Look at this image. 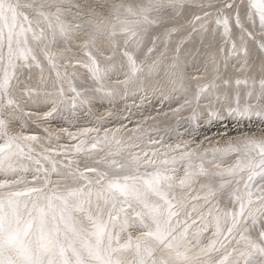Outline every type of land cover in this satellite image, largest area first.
<instances>
[{"label": "snow or ice", "instance_id": "1", "mask_svg": "<svg viewBox=\"0 0 264 264\" xmlns=\"http://www.w3.org/2000/svg\"><path fill=\"white\" fill-rule=\"evenodd\" d=\"M177 7H182L177 0L100 5L108 13L105 16L96 8H82L66 0H0V173L15 177L0 181V264H264V136H245L224 148H213L210 163L218 170L206 168L203 159L195 164L197 154L189 151L170 160L133 155L104 161V170L79 171L69 165L62 171L51 156L42 157L50 168L35 158V149L25 143L36 140L35 136L21 137L9 131L10 121L20 110L18 94L23 90L30 99L35 94L21 77L26 69L40 67L37 51L57 68L58 58L77 56L73 49L77 42L82 45L87 60L77 63L88 69L96 87L82 91L72 87L76 97L89 91L103 92L106 81L118 71L124 72L125 84L135 83L145 68L129 49L146 47V38L164 25L165 12ZM235 7L231 19L242 32L254 38L245 28L247 22L258 25L264 34V0H247L243 20L241 5ZM216 16V24L223 25L224 34L230 35V17L223 9ZM175 30L166 29L165 35ZM200 30H207L206 23ZM157 39L152 37L148 53ZM259 47L264 50V41ZM93 48L101 55L109 53L106 66L92 54ZM121 48L126 63L118 64L114 58ZM247 54L245 48V57ZM162 55L167 56V52ZM209 57L218 73L215 55ZM157 67L156 61L148 65L147 74ZM241 67H248L247 59ZM163 71L170 83L186 87L187 65L178 48L163 64ZM249 71L258 74L259 91L249 89L243 98L239 92L231 101L227 95L221 97L215 81L196 86L195 101L208 99L209 120L219 116L212 103L223 99L228 115L248 120L255 116L264 124V60L250 66ZM248 82L236 81L238 85ZM256 82L253 77V85ZM44 96H55L50 100L52 112L68 104L62 87L58 93L45 92ZM86 102L80 100L81 104ZM189 103L185 98V104ZM71 107H76L75 98ZM196 118L193 110L189 119ZM256 130L264 133V127ZM104 139L108 140L107 134ZM82 150L76 147L77 152ZM108 154L117 156L119 149ZM225 156L234 158L235 163L220 169ZM25 161L38 165L34 171L43 178L35 175L31 184L25 180L20 175L29 171ZM184 162V176L177 180L176 166ZM50 175L59 179L51 180ZM197 183L201 190L192 195ZM224 197L228 205L221 207ZM207 232L212 235H205Z\"/></svg>", "mask_w": 264, "mask_h": 264}, {"label": "rangeland", "instance_id": "2", "mask_svg": "<svg viewBox=\"0 0 264 264\" xmlns=\"http://www.w3.org/2000/svg\"><path fill=\"white\" fill-rule=\"evenodd\" d=\"M190 1L193 4L195 3L199 5L194 7V11L189 10L191 4L183 7L182 17L179 19V22H176V24H178V26L180 24L187 25L179 28L177 31L178 33H184L193 27L194 24L192 23V20L196 13L204 11V9L219 8L223 5V3L218 4L217 0H189L186 2ZM209 1H213V3L209 4L213 6L211 8H208L206 6V2ZM117 2L118 0H69L67 3L79 4L82 8H96L97 11L101 12L103 15H106L108 13L104 11V9L100 8V5H111ZM166 16L167 15L164 14V24L170 23L174 20L171 18H167ZM248 27L249 29H252L251 26L248 25ZM160 29L161 27L152 32V37H154V35L159 32ZM236 33L237 31H235L234 33L231 32L229 36L234 37ZM152 37L148 39L146 47L152 46ZM166 41L167 40L163 41L164 43L162 42V44L158 48V52L160 54L164 52ZM168 42H170V40ZM222 43H224V41L218 43L217 48H219ZM189 44L191 43L184 42L182 44V48L185 49V47H187ZM169 45L173 46L175 45V43H169ZM129 50L131 51V48ZM120 51H122V48L120 49ZM138 52L141 53L142 51ZM164 59L167 61V56H164ZM57 63L59 65L58 67H61L64 64V60L58 58ZM57 68L52 67V69ZM194 69H199V67L192 66L188 68L190 74ZM25 71L26 73L24 72L25 74H23L25 76L24 85L28 84V77L30 76L29 72H27V70ZM222 71L224 72V74L219 78L216 77L217 75H213L212 73L208 74L207 77L210 79V81L221 83V81H223L226 78V75L229 73V69L223 70V68H221L218 72L221 73ZM204 73L206 72H203L202 74ZM142 78L144 86L139 87V89L133 96H124L121 98V100H108L107 98L110 95L107 94L99 95L97 97H88V92H84L82 99L86 100L87 102L78 104L75 108H72L71 103H69L68 97L70 98L71 95L75 96V93L72 92L70 88V90L68 91L70 93H67V91L64 93V98L68 102L67 106H58L57 111L49 116L34 115L35 110L30 106L20 107V110L17 111L15 122L18 125V130H20L21 132L9 131L14 135L24 137L26 136L23 135L24 132L25 134H27L33 132L34 130H39L36 132L42 133L43 130H46V127L51 125V129H53L54 127H58V135L60 136V138H64V132L66 131V128L72 127L75 129V133L70 137L71 141H66L65 144H70L69 142H74L75 140L81 138L80 136L86 134L85 141L88 142V146L80 152H70L69 150H67L69 148H66L65 150L58 148L54 149V151L46 152L44 146L38 143H32L31 141L25 142L26 144H30L31 147L35 149L34 156L36 159L40 160L41 165L50 168L51 165L47 164L42 157L51 156L53 159L59 162L58 166L62 171L66 170L65 166L69 165L72 169H79V171H84L86 168H96L98 170H104V161L107 160L99 156V154L105 150L106 146L105 144H103V142H101V138L103 139L105 137V134L108 135L110 133L119 135V141L120 143L122 142V145L119 148V155L112 156L114 157L113 159H121L139 154L141 159H148L149 157V159L157 160L158 157L162 158L158 159L157 161L168 159L167 157H169L170 160L173 156H177V158H179V156H182L185 151L189 152L193 150L192 152H194V149H197V151L195 152L202 153L204 155L205 150H208L206 155H209L211 153L213 154V148H224L230 142L235 143L236 141L242 140L245 136H255L257 138L264 136V133L256 130L257 128L264 127V124L261 123L260 118L253 116L251 120L243 118L237 119L233 116L228 115L226 111L227 105L224 104L223 99H221L220 102L214 101L211 105V107L219 110V116H214L211 118V120H209L206 112L204 115H202V112L200 115L197 112V118L195 120H190L189 117H191L193 110H195V103L193 102V104L190 105L185 104V98H187L189 101H193L185 90L179 87L177 88L175 87V85L170 83L164 73L158 72L149 75H142ZM67 80L76 81V77L69 74ZM186 82H188V85H191L192 80H188ZM91 84L92 82L89 83L88 87V85H86L84 81L77 80V82H73L72 86L75 87L77 91H82L85 88H90L92 86ZM123 84H125V80ZM242 84L243 83L239 85L236 83L233 86L227 85L228 90L225 88L221 92H218L217 90L216 91L218 95H221V97L227 95L229 99L231 98V96L234 97L236 92H239L241 97L243 98L245 93L249 89H251V86L245 88L242 86ZM50 105V101L42 102L41 104L36 105L35 108L43 111L44 109L49 108ZM136 118H146V120H144V122L142 124H139L138 126L142 128V130H145L144 127L148 126L149 123V126L154 123L152 122L154 120H156L155 122L159 123L164 119H168L170 120L172 127L168 128L165 132L162 133L161 130H159L158 137L156 136V134L153 135L152 133L151 135H145V137L149 136L148 138H150V140L146 139L145 137V139L138 138L137 140V136L133 137V133L139 135L141 134V131L140 129L139 131L136 129V125L138 124L137 120H135ZM129 134L132 135L128 136ZM126 135L130 138L133 137L131 139L135 140H130L132 141L131 146L124 144V137H126ZM154 136H156V138ZM157 139L158 141H160L159 147L161 148H158V146L154 147L155 149L152 146V148L150 147L151 149L148 148L146 144L150 143L151 140L157 141ZM62 140L64 141L65 139ZM145 140H148L150 142L147 141L146 144H143L144 142H146ZM175 141L179 142V144L181 143L183 145H187V149L183 145H181V149L173 146V148L175 147L176 149H173L175 151L170 152V150H172L170 149L172 148V146H170V148L167 146L168 144H170L169 142L174 143ZM94 143L96 144L95 148L92 147ZM159 150L161 151V153ZM180 150L184 153H181ZM158 152L159 154H163L164 156H159ZM145 153H147L146 157L144 155ZM153 153H155V156L153 155ZM166 153L168 155H166ZM88 175L91 176L93 174L88 173ZM55 177V175H50L51 180H53Z\"/></svg>", "mask_w": 264, "mask_h": 264}, {"label": "bare ground", "instance_id": "3", "mask_svg": "<svg viewBox=\"0 0 264 264\" xmlns=\"http://www.w3.org/2000/svg\"><path fill=\"white\" fill-rule=\"evenodd\" d=\"M69 0H66V3ZM189 0H177V3L182 5V7H177L176 9H170L168 11L165 12V14L167 15V18H171L174 19L172 22L170 23H166L164 24L161 29L159 30V32H157L154 37H157V41H156V46L153 49V51L151 53H148V47H142V50H136V49H131V51L133 52V54L136 56L137 58V63L138 64H142L145 68V73L143 75H149L147 74V66L151 65L154 61L157 62V70L154 73H164L163 71V64L168 62V60H170L172 57H174L176 55V49H179V56L181 58L182 61L185 62V64L187 65V71L185 73L184 76V83L186 85V87L183 89L187 92V94H189L190 98L193 100L191 101L190 104H193V102L195 103L194 108L196 110V112H198V114L200 115L202 112V115L205 114V112L207 111L208 107H209V103H208V99H201L199 103H197L194 99L195 96V92H196V86L198 84H208L210 81V79L207 77L208 74H213V75H217L218 77H221L224 72L222 71L221 73L218 72L216 70H214L213 64L210 60L209 54H214L215 55V63L218 66V69L220 70L221 68H223V70L225 69H229V73L226 75V78L224 80H228L229 83L227 85H235L236 81L239 79L241 81L248 79V84H242L243 87L247 88L251 86V89L258 92L259 91V76L257 73L250 71L249 72V67L252 65H256L258 66L260 64V62L262 60H264V50H261V48L259 47V42L264 41V34L261 33L258 25H249L247 22H245V28L247 31H251L254 35L253 37H249L246 32H242L235 24L234 19H231L234 16V13L236 12V7L235 5L239 4L241 5L240 7V12H241V19H244V4L247 3V0H217L218 4H222V6H220L219 8H211V9H204V11L198 12L195 14V16H199L200 19L196 20L193 17L192 23L194 24L193 27L190 30H187L184 33H178V29L181 28L184 25L187 24H180L178 26V24H176V22H179L180 18L182 17V9L184 6L186 5H190V11H194V7L198 6L199 4H193L190 2H186ZM147 0H118L117 3H124V4H131V5H137V4H141V3H146ZM213 3V1H209L206 2V6ZM228 3H232L234 5L233 8L231 9H225V5ZM223 9L225 14L228 15L230 17V34L231 32H235L237 31V33L234 35V37H230L229 35L226 36L224 34V28L223 25H217L216 24V14L219 10ZM173 10V11H172ZM210 12L211 15L205 17L203 15L204 12ZM99 12V11H98ZM101 13V12H100ZM108 14H106L105 16H107ZM206 23V31H201V25H204ZM249 26L252 27V29H249ZM170 28H174L176 29L175 31L171 32L169 35H165V30L166 29H170ZM239 30V31H238ZM152 35L148 36L145 40V44L147 43L148 39L151 38ZM167 40L165 43V48H164V52H162L161 54L158 52V48L159 46L162 44L163 41ZM170 40V42H168ZM224 41V43H222L220 45L219 48H217V44L220 42ZM168 42V43H167ZM184 42H189L191 44H189L187 47H185V49L182 48V44ZM195 42V44H194ZM99 43V41H98ZM164 43V42H163ZM172 43H175V45L170 46L169 45ZM233 43H235V50H233ZM105 47L107 45H104ZM152 47V46H151ZM247 49V57H245L244 55V49ZM57 49H54V51ZM74 52L78 53L77 56L75 57H70L68 59H63L64 60V64L61 67H58L57 69H52V66L47 63V59H45V57L39 52L37 51V58L40 64V67H36L33 66L31 69H26L27 72H29V77H28V84H26V86L28 88L31 89H35V94L32 96V98L30 99L27 95V93L23 90H21V92L18 94V100L20 103V107H27L30 106L35 110V114L34 115H44V116H49L48 113H54L52 112V104L49 106V108H45L43 111L42 110H38V108H35L36 105L41 104L42 102H49L51 99L55 98V96L52 97H48L47 99H45L44 93L45 92H51V93H58V90L62 87L64 90V93L67 91V93L70 90V88H72L73 86V82H77V80L79 81H84L86 85H88L89 87V83L92 82V86L88 89H92L96 87V83L95 81L91 78V75L88 71L87 68H85L83 66V64L81 63H77V60L80 61H86L87 57L85 56V50L82 47V45L77 42L76 46L73 49ZM92 54L96 57L97 60L100 61L101 66L104 67L106 66V64L108 63V61L106 60V56L109 53H105L104 55H101V53L99 51H97L95 48L91 49ZM138 51H142L141 53H139ZM120 49L116 50V55H115V62L116 63H121L124 62L126 63V61L124 60V58L121 55ZM167 52V61L164 59V56H162L163 53ZM161 55V56H160ZM247 59L248 62V67H241V64L244 62V60ZM62 60V59H61ZM192 66H197L199 67V69H194L192 71V73L190 74V72L188 71V68L192 67ZM26 73V71H24ZM57 72H59V77H57ZM203 72H206L204 74H202ZM24 73V74H25ZM71 74L73 76L76 77V81H69L67 80L68 75ZM165 74V73H164ZM216 76V77H217ZM24 75L21 77V79L24 81ZM253 77H255L256 79V83L255 85H253L252 83V79ZM86 79V80H85ZM88 79V81H87ZM126 79L124 72L123 71H118L114 74L111 75V78L108 79L106 81L105 84V90L103 92H88L87 96L88 97H97L99 95H110L107 99H118L121 100L122 97L124 96H133L135 94V92L139 89V87L144 86L143 83V78L138 79L135 83L133 82H129L127 83V85L123 84L124 80ZM188 80H192L191 85H188ZM223 80V81H224ZM223 81H221V83H215L218 85V92L223 91L225 88L228 90L227 85H225L223 83ZM175 87H179L178 85H175ZM23 88V87H22ZM180 88V87H179ZM184 91V92H185ZM231 94V93H230ZM75 98L76 100V105L81 104L80 100L82 99V97H76L71 95V97H68L69 103L72 102V100ZM233 97L231 96V98L229 99L231 101ZM255 104V102H253ZM123 117V116H121ZM181 117V116H179ZM180 119V118H178ZM122 120V119H121ZM120 120V122H121ZM135 120H137V125H136V129L139 131L140 129V133L139 135H136L135 133L133 137H136L137 140L138 138H144L145 135H151V133L154 135L156 134V136L158 137V132L159 130H161L162 132H165L168 128H171L172 125L170 123V120L168 119H164L162 122H155L156 120L152 121L154 123H152L150 126L148 124V126L144 127L145 130H142V128L138 127L139 124H142L144 122V120H146V118H136ZM16 120L13 119L10 121L9 124V130L12 132H21L20 130H18V125L15 122ZM71 122V120H70ZM146 122V121H145ZM65 124V123H63ZM51 125H49L48 127H46V130L42 131V133L40 132H36L39 130H34L33 132L27 133L25 134V132L23 133V135L26 136H35L37 139L34 141H31L32 143H38L42 146H44L45 149H62L65 150L66 148H69L67 150H69L70 152H76V147L80 146L82 149H85L88 146V142L85 141V135L80 136L81 138H79L78 140H75L74 142H69L70 144H65L66 141H71L70 137L75 133L74 132V128L72 127H67L66 131L64 132L65 137L64 138H60V136L58 135V127H54L53 129L50 128ZM38 127V126H37ZM45 128V127H44ZM23 131V130H22ZM11 132V133H12ZM136 132V131H135ZM13 134V133H12ZM138 134V133H137ZM132 134H129L128 136H130ZM126 135V137H124V144H127L128 146L132 145V141L133 140L131 138L133 137H128ZM156 136H154L156 138ZM63 137V136H62ZM108 140H105L104 138H101V142H103V144H105L106 148L103 152H101L99 154V156H101L102 158H104L107 161H111L114 157H112L111 155H109V151L112 152H116L117 149L120 148V146L122 145V142L117 144L116 141H119L120 136L117 134H113L110 133L107 135ZM149 136L145 137L146 139ZM135 138V139H136ZM144 138V139H145ZM62 139H65L64 141ZM135 141V140H133ZM146 141V140H145ZM148 141V140H147ZM144 142L143 144L147 143ZM120 142V141H119ZM137 142V141H136ZM150 142V141H148ZM160 141H155V140H151L150 143H147L146 145L148 146V148H150L151 146L161 148L159 147ZM176 142V141H175ZM175 142L168 144L167 147L170 148V146H172V150L171 151H175L173 149H176L175 147L177 145H183V144H179V142ZM144 145V146H146ZM164 145V144H163ZM162 146V145H161ZM166 146V144H165ZM173 146H175L173 148ZM184 146V145H183ZM151 147V148H152ZM147 148V147H146ZM150 148V149H151ZM165 148V147H163ZM162 148V149H163ZM155 149V148H154ZM179 149V148H178ZM181 149V148H180ZM187 149V147H186ZM157 150V148H156ZM155 150V151H156ZM161 150V149H160ZM159 150V151H160ZM191 150V149H189ZM187 150V151H189ZM179 151V150H178ZM181 151V150H180ZM184 151V148H183ZM193 151V150H192ZM197 151V149H194V152ZM186 152V151H185ZM139 153V152H138ZM161 153V151H160ZM179 153V152H177ZM181 153H184L181 151ZM179 153V154H181ZM197 155L195 157H193V162L195 164H199L201 162V159H203V162L205 164L206 168H209L211 170H218L216 168V165L210 163V161L213 158V154H209V155H204L202 153H197L195 152ZM133 154V153H132ZM137 154V153H135ZM170 154V153H169ZM158 155L161 156L163 154H159ZM166 155H168L166 153ZM176 155V154H173ZM178 155V154H177ZM217 157H219V154H216ZM139 156V154H138ZM164 156V155H163ZM174 157V156H173ZM177 157V156H175ZM180 157V156H179ZM129 158V157H126ZM125 158V159H126ZM153 158V157H152ZM161 158V157H160ZM158 157V159H160ZM166 158V157H164ZM169 159V157H167ZM149 159V157H148ZM157 159V160H158ZM162 159V158H161ZM223 162L220 164V169L223 168H227L230 167L232 164L235 163L234 158H230L228 156H225L222 158ZM25 163L28 164L29 166V171L28 172H23L20 173V175L27 180L30 184L33 182V177L35 175H39L41 177V179L43 178V174H37L35 173V168L38 167V165H35L29 161H25ZM184 163H178L176 166V178L177 180H179L180 178H182L184 176ZM15 177L13 176H5L4 174L0 173V181L6 180V179H14ZM59 179V177H55L53 180H57ZM202 181L205 180L206 178L201 177L200 178ZM200 185L199 183L194 184L193 185V191H192V195H196V193L198 191H200ZM221 203V207H225L226 205H228V199L227 197H224L221 199L220 201ZM195 214L193 215L192 219H195ZM205 235L207 236H211L212 233L211 232H207L205 233Z\"/></svg>", "mask_w": 264, "mask_h": 264}]
</instances>
